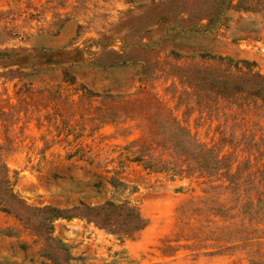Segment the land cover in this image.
Segmentation results:
<instances>
[{
	"label": "rangeland",
	"instance_id": "374dc122",
	"mask_svg": "<svg viewBox=\"0 0 264 264\" xmlns=\"http://www.w3.org/2000/svg\"><path fill=\"white\" fill-rule=\"evenodd\" d=\"M160 1L0 0V157L31 205L130 202L146 219L123 241L79 217L56 220L55 235L78 258L71 264L264 262L263 203L238 201L233 190L259 195L264 100L215 96L188 84L182 69L212 65L200 57L210 53L255 62L264 74V0H254L253 11L230 9L214 31L172 40L152 4ZM156 99L215 150L217 171L174 176L135 160L132 142L149 138L155 157L177 165L159 146L176 135ZM236 167L242 177L229 184L225 173ZM207 195L214 198L200 216L182 211ZM0 264H54L31 229L3 210Z\"/></svg>",
	"mask_w": 264,
	"mask_h": 264
},
{
	"label": "trees",
	"instance_id": "16d2710c",
	"mask_svg": "<svg viewBox=\"0 0 264 264\" xmlns=\"http://www.w3.org/2000/svg\"><path fill=\"white\" fill-rule=\"evenodd\" d=\"M152 4L155 9H160V16H162L160 20L168 23L171 32V39L169 40L174 39L181 31L200 28L214 31L227 23V12L230 9L243 11H253L255 9L254 0H162L159 3L153 2ZM172 12L177 13L176 17H169V13ZM204 21H206L205 24H203ZM173 54L176 53L173 52ZM200 57L211 60L213 64L206 66L187 64L182 69L186 72L185 76L187 77L185 78L188 79L186 81L188 84L226 99L243 94L264 100V74L253 69L255 62L247 59L234 60L231 57H222L210 53H201ZM106 97L108 96L106 95ZM156 100L158 106L168 112L167 121H169V126L176 135L173 145L167 147L169 149L163 145L159 146L169 152L168 155L173 157L177 165L168 167L170 163L168 159H163L161 156L155 157L150 151L153 146L149 142V138L137 139L132 142L135 145V160L145 161V168L148 169L170 170L174 176L182 174L190 177L195 171L204 173L217 171L223 160L215 153V150L206 146L191 134L189 129L172 115L169 108L158 99ZM127 101L123 100V102ZM145 158L148 159L145 160ZM153 158H157L162 165L155 166L151 164ZM9 172L6 161L0 157V210L14 214L23 222L25 227L31 229L42 243V255L54 264H71L72 260L78 259L72 256L71 247L54 233V222L60 218L72 219L79 217L85 219L94 223L100 229L117 236L121 241L131 237L146 226V219L142 216L138 207L130 202L116 203L113 200H107L96 205L80 202L66 208L49 204L31 205L14 190V183L11 181ZM241 175L242 171L238 170L237 167L234 171L225 173L229 184L241 178ZM245 175L247 178L251 177L250 172ZM261 179L262 182L257 187L259 195L255 198L249 193L248 198L244 199L245 195L234 186L233 190L237 193V200L241 202L243 200L244 203L255 201L256 205L263 203L264 207V178ZM229 184L223 187L228 188ZM213 198L212 195H207L189 200L183 204L182 211L200 216L198 212H201ZM231 206L233 205H229L228 208ZM232 218V215L227 217L228 220H232ZM258 264H264V262Z\"/></svg>",
	"mask_w": 264,
	"mask_h": 264
}]
</instances>
